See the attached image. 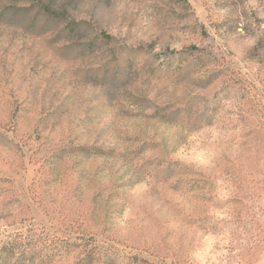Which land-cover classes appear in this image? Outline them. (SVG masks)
Listing matches in <instances>:
<instances>
[{
  "label": "rangeland",
  "instance_id": "rangeland-1",
  "mask_svg": "<svg viewBox=\"0 0 264 264\" xmlns=\"http://www.w3.org/2000/svg\"><path fill=\"white\" fill-rule=\"evenodd\" d=\"M0 264H264V0H0Z\"/></svg>",
  "mask_w": 264,
  "mask_h": 264
}]
</instances>
